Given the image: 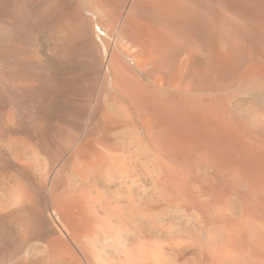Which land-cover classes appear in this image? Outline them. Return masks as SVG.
<instances>
[{
	"label": "bare ground",
	"instance_id": "bare-ground-1",
	"mask_svg": "<svg viewBox=\"0 0 264 264\" xmlns=\"http://www.w3.org/2000/svg\"><path fill=\"white\" fill-rule=\"evenodd\" d=\"M0 264H264V0H0Z\"/></svg>",
	"mask_w": 264,
	"mask_h": 264
},
{
	"label": "rangeland",
	"instance_id": "rangeland-1",
	"mask_svg": "<svg viewBox=\"0 0 264 264\" xmlns=\"http://www.w3.org/2000/svg\"><path fill=\"white\" fill-rule=\"evenodd\" d=\"M96 31H97V37H98L99 41H101L102 46H104L105 42L102 40V36L104 35V31L98 25H96ZM103 51L105 52V46L103 48Z\"/></svg>",
	"mask_w": 264,
	"mask_h": 264
}]
</instances>
